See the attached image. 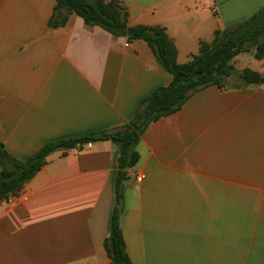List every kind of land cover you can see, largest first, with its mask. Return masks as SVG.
<instances>
[{
    "label": "crops",
    "instance_id": "crops-1",
    "mask_svg": "<svg viewBox=\"0 0 264 264\" xmlns=\"http://www.w3.org/2000/svg\"><path fill=\"white\" fill-rule=\"evenodd\" d=\"M120 1L130 26L166 28L180 64L264 8V0ZM55 5L0 0V142L20 161L48 142L128 124L172 81L143 40L129 43L76 14L49 27ZM256 61L264 76V59ZM240 72L141 136L121 215L133 264H264V85L243 84ZM119 154L102 141L49 155L0 203V264H112L104 241Z\"/></svg>",
    "mask_w": 264,
    "mask_h": 264
},
{
    "label": "trees",
    "instance_id": "trees-1",
    "mask_svg": "<svg viewBox=\"0 0 264 264\" xmlns=\"http://www.w3.org/2000/svg\"><path fill=\"white\" fill-rule=\"evenodd\" d=\"M72 14L81 17L88 27H100L113 36L125 37L129 43L145 41L162 67L172 75V81L145 98L133 119L124 126L48 142L23 161L14 158L0 142V203L17 195L47 164V158L52 153L110 141L118 147L120 154L115 180V205L110 234L104 241V247L112 264H133L126 250L121 215L128 172L140 160L136 147L141 136L153 122L178 112L201 90L210 86L226 88L228 78L235 75L233 60L238 54L252 52L256 60L264 59V8L244 21L217 30L213 42H201L199 52L184 64L177 61L178 50L166 28L130 26L129 11L120 0H95L93 3L89 0H56L49 27L66 25ZM238 77L245 85H264V76L250 68L241 71Z\"/></svg>",
    "mask_w": 264,
    "mask_h": 264
},
{
    "label": "rangeland",
    "instance_id": "rangeland-1",
    "mask_svg": "<svg viewBox=\"0 0 264 264\" xmlns=\"http://www.w3.org/2000/svg\"><path fill=\"white\" fill-rule=\"evenodd\" d=\"M123 3V2H122ZM124 4V3H123ZM127 8V7H126ZM128 9V8H127ZM129 11V9H128ZM244 61L235 65V70L242 71L245 68H251L254 69L257 67L258 62L255 60V58L252 56V53H244L243 54Z\"/></svg>",
    "mask_w": 264,
    "mask_h": 264
},
{
    "label": "built area",
    "instance_id": "built-area-1",
    "mask_svg": "<svg viewBox=\"0 0 264 264\" xmlns=\"http://www.w3.org/2000/svg\"><path fill=\"white\" fill-rule=\"evenodd\" d=\"M143 177H144L143 175H138L137 178H136V182L137 183H141L142 180H143ZM8 202H11V198L8 199Z\"/></svg>",
    "mask_w": 264,
    "mask_h": 264
},
{
    "label": "water",
    "instance_id": "water-1",
    "mask_svg": "<svg viewBox=\"0 0 264 264\" xmlns=\"http://www.w3.org/2000/svg\"><path fill=\"white\" fill-rule=\"evenodd\" d=\"M129 179H127L126 181H125V185L127 184V183H129ZM126 187V186H125ZM126 189V188H125ZM125 189H124V191H125Z\"/></svg>",
    "mask_w": 264,
    "mask_h": 264
}]
</instances>
